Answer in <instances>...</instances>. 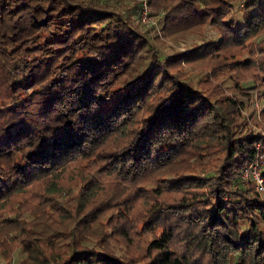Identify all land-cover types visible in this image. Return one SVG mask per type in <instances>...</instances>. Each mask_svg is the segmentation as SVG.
I'll use <instances>...</instances> for the list:
<instances>
[{"label": "trees", "instance_id": "16d2710c", "mask_svg": "<svg viewBox=\"0 0 264 264\" xmlns=\"http://www.w3.org/2000/svg\"><path fill=\"white\" fill-rule=\"evenodd\" d=\"M148 1L168 35L205 22L221 35L164 54L101 0H0V217L21 264H264V193L239 178L263 133L181 68L233 46L249 55L231 61L264 83V41L250 40L264 7L238 22L234 0ZM96 209H113L111 231L140 248L90 238Z\"/></svg>", "mask_w": 264, "mask_h": 264}, {"label": "rangeland", "instance_id": "374dc122", "mask_svg": "<svg viewBox=\"0 0 264 264\" xmlns=\"http://www.w3.org/2000/svg\"><path fill=\"white\" fill-rule=\"evenodd\" d=\"M106 3L118 7L120 10L132 16L136 24L151 36V40L155 42L158 50L164 54L175 50H185L192 44L200 43L206 39H219L220 30L210 22L202 23L191 31H186L185 34L171 36L164 32L161 28L162 22L160 13L156 12V5L150 4L148 0H101ZM240 0H234L231 14L242 22L243 16L247 19L254 11H259L264 7V0H259L256 3L244 7L239 5ZM243 1V0H242ZM250 40L264 41V29L258 31L250 37ZM232 55L230 56V53ZM229 55V56H228ZM249 55V50L238 49L233 46H226L210 53H205L201 57L185 61L181 68L186 77H189L194 83L205 86L206 88L218 92L222 90L240 101L241 111L244 117L249 121L255 130L263 133V140L260 142V152L264 156V98L261 92L264 89V83L256 77L255 68L253 65H235L234 59L243 58ZM136 59H134L135 62ZM211 162V161H206ZM204 166H206L204 164ZM243 171V170H242ZM242 173V172H241ZM240 183L245 186L253 185V180L247 178L243 180L241 174L239 176ZM80 182L71 185L70 189L65 191L63 195H70L78 189ZM255 189V187H254ZM17 210L21 215L32 218L34 215V206L26 203H19ZM16 211V210H15ZM100 211V212H99ZM67 213V212H66ZM63 212L62 208L58 209L57 216L60 219L69 221L70 216ZM98 213V214H97ZM113 209L101 211L96 209L91 220L87 221V233L90 238L103 234L108 243L118 253L125 251H135L140 248L139 241L135 237L127 238L124 232L120 229L119 232L111 231L115 221L113 219ZM8 212L3 215L7 217ZM88 218V215H82L80 212L77 217ZM6 218L0 217V264H21L22 258L25 256V251L20 247V243L11 240L7 236L13 235V232L8 227H3V222ZM264 227V222H261ZM6 230V231H5ZM6 234V236H5ZM151 235L150 232L140 236V241L147 239ZM8 240L9 249L4 247V242ZM88 239V238H87Z\"/></svg>", "mask_w": 264, "mask_h": 264}, {"label": "built area", "instance_id": "2783aa9c", "mask_svg": "<svg viewBox=\"0 0 264 264\" xmlns=\"http://www.w3.org/2000/svg\"><path fill=\"white\" fill-rule=\"evenodd\" d=\"M244 0L238 2L239 5H243ZM257 152L256 156L243 168L241 176L243 180L250 178L253 180V184L256 190L260 193H264V183L261 171L264 166V156L260 152V142L257 143Z\"/></svg>", "mask_w": 264, "mask_h": 264}]
</instances>
